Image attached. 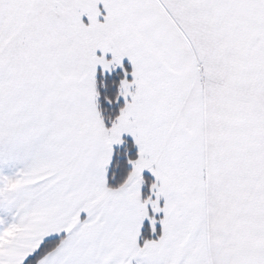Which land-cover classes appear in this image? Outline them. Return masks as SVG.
<instances>
[{"label":"snow or ice","instance_id":"snow-or-ice-1","mask_svg":"<svg viewBox=\"0 0 264 264\" xmlns=\"http://www.w3.org/2000/svg\"><path fill=\"white\" fill-rule=\"evenodd\" d=\"M0 264H264V0H0Z\"/></svg>","mask_w":264,"mask_h":264}]
</instances>
